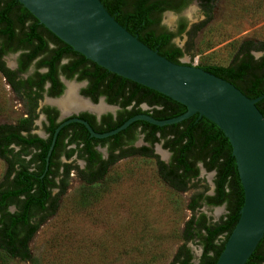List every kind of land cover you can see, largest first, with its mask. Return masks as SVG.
Returning a JSON list of instances; mask_svg holds the SVG:
<instances>
[{"label": "trees", "instance_id": "16d2710c", "mask_svg": "<svg viewBox=\"0 0 264 264\" xmlns=\"http://www.w3.org/2000/svg\"><path fill=\"white\" fill-rule=\"evenodd\" d=\"M114 19L145 45L177 64L184 51L173 43V38L184 32L195 34L198 25L187 30L184 18L177 21L176 29L169 30L161 24L166 11L180 12L196 1L208 16L214 0H100ZM19 51L17 68H7L0 59V73L7 84L25 98L28 108L26 123L0 125V158L7 163L4 178L0 181V263L12 259L32 261L29 241L38 227L56 208L58 197L65 192L72 170L86 185L102 180L118 159L130 155L153 157L159 177L177 190L185 191L199 176V165L207 172H214L213 191L193 194L187 208L191 216L181 231L183 243L177 248L169 264H214L234 228L243 204V188L238 176L231 145L223 132L211 121L197 113L177 123L157 126L144 120H136L125 129L105 138L91 137L83 125L69 123L57 133L53 148L47 156L55 127L45 126L47 138L30 133L37 117V100L44 92L57 96L62 92L58 82L59 72L67 78H89L91 88H104L107 100L117 103L122 111L117 119L104 115L106 122L92 126L96 132H106L122 124L129 117L145 113L158 120L176 117L186 107L146 86L107 71L58 39L18 1L0 0V58ZM261 51L259 57L253 52ZM65 60L64 63H61ZM33 65L34 71L26 78L21 74ZM199 67L232 83L249 98L262 96L256 107L264 116V41L254 44L241 42L227 65H200ZM44 68L43 72L39 69ZM77 74V75H76ZM145 103L148 108L142 109ZM92 125V124H91ZM25 132V134H23ZM68 138L75 148L64 150ZM142 138L143 144L134 143ZM155 144L169 152L167 161L154 153ZM79 145V146H78ZM107 147V157L95 146ZM18 147V149H15ZM76 152L84 160L82 168L72 163L58 161L59 154L70 158ZM56 192L54 193V191ZM203 204H225L226 211L218 220L209 219L204 213L195 214ZM201 246L198 262L187 242ZM147 264V263H130ZM245 264H264V235Z\"/></svg>", "mask_w": 264, "mask_h": 264}, {"label": "rangeland", "instance_id": "374dc122", "mask_svg": "<svg viewBox=\"0 0 264 264\" xmlns=\"http://www.w3.org/2000/svg\"><path fill=\"white\" fill-rule=\"evenodd\" d=\"M180 18L185 19L187 30L198 25L192 36L184 32L173 38L184 51L189 48L180 58L182 63L227 65L241 42L264 41V0H214L208 16L191 2L180 12H164L161 24L174 31ZM261 53L253 52L255 57ZM4 61L12 67L14 57L7 55ZM68 84L76 83L72 80ZM43 103L55 105L48 99L39 105ZM37 112L31 130L43 134L39 109ZM26 115L25 98L13 93L0 73V125L26 123ZM134 145L139 146L138 140ZM153 149L159 159L168 160L156 145ZM100 151L105 156V149ZM62 160L83 165L73 158ZM6 170L7 163L0 158V181ZM213 176L200 166L198 178L185 191H177L159 177L155 158L140 155L118 159L102 182L92 185H86L71 171L55 212L29 241L32 261L16 258L0 264H169L183 243L181 231L191 216L186 205L195 193H212ZM198 213L215 221L225 209L223 205H202L195 211ZM186 245L193 262H198L201 246L193 241Z\"/></svg>", "mask_w": 264, "mask_h": 264}, {"label": "water", "instance_id": "95a60500", "mask_svg": "<svg viewBox=\"0 0 264 264\" xmlns=\"http://www.w3.org/2000/svg\"><path fill=\"white\" fill-rule=\"evenodd\" d=\"M18 1L74 51L107 71L186 107L184 113L164 120L139 113L102 133L94 131L81 118H68L54 129L47 156L59 129L70 122L83 124L90 136L101 139L116 134L136 120L164 126L196 113L205 117L227 137L244 194L238 220L214 264H245L264 235V116L256 107L262 96L249 98L232 83L199 66L177 64L161 56L120 25L100 0ZM141 108L148 106L143 103ZM64 115L61 111L60 118ZM141 144L140 137L138 145ZM155 145L165 159L169 158L167 150L160 144Z\"/></svg>", "mask_w": 264, "mask_h": 264}, {"label": "flooded vegetation", "instance_id": "af4514ba", "mask_svg": "<svg viewBox=\"0 0 264 264\" xmlns=\"http://www.w3.org/2000/svg\"><path fill=\"white\" fill-rule=\"evenodd\" d=\"M193 2H196V1H193ZM19 54H20L19 51L18 52H15V53L5 54V55L1 56L0 59L3 60L5 66L7 68H9L11 70H14V69L17 68V65H18L17 58H18ZM7 55H12V57H14L13 64L11 65L12 67L7 66L6 63H5V61H4V58ZM64 62H65V60H62L61 63H64ZM44 70H45L44 68H40L39 69L40 72H43ZM33 71H34V67H33V65H31L26 72H24V73L21 74V77L22 78H26L29 75H31L33 73ZM57 77H58L59 84L62 85V92H61V94H59L57 96H49L47 94V92H46V89L49 87L50 84L49 83H46L44 85V92L41 93V97L37 100L36 113L38 115L37 109H39V114L42 115V118H41V120H42V131H43L42 133L44 134V136H40V134L34 133V132H32V130H30V133L36 134L40 138H47L48 137V133L45 130V126H49L50 125V119H53V123H58V125H59L60 122L66 120L68 118H72V117H78V118H81V119L87 121L89 123V125L91 126V128H92V126L102 125V124H104L106 122V119L103 118L104 115L110 114L112 116L111 119L112 120H116L117 119V113L120 112V111H122L121 106L118 105L117 103H110V102H108V100H107V97L108 96L103 91L104 88H102V87H100V88L99 87L98 88H91L89 86V78L87 76L85 78H83V79H79L78 80L75 75L73 77H71V78H67L66 75L63 74V72H59V74H58ZM72 80H74L75 83H76V84H74L75 85V95L79 99L88 102V104H89L90 107H82V108H79L77 110H75V109L74 110H70V111H68L66 113H63L62 112L63 114H65V116H64V118H60V113H61L62 110H61V107L59 106V104L56 101L58 99H61L62 98V95L65 94V91H66L65 88H67V84L69 83V81H72ZM8 86H9V88H11L10 85H8ZM11 90H12L13 93H15L12 88H11ZM44 99L51 100L55 105H50V104H47V103H43V105H39V102L40 101H43ZM99 104H103V106L105 107V109H103L102 111H97V110L91 108V107L96 106V105H99ZM26 117H28V115H26ZM70 123H79V122H70ZM79 124H81V123H79ZM81 125H83V124H81ZM84 128H85V126H84ZM60 129H59V131H60ZM100 133H102V132H100ZM23 134H25V132H23ZM56 136H57V134H56ZM68 138L69 137L67 136L66 138L63 139L62 144L63 143H66L65 146H64V148H65L64 150H70V149H73V148L76 147V145L74 143H69L68 142ZM55 139H56V137H55ZM54 143H55V141H54ZM107 147H108V145H105V146H102V147L101 146H98V145L95 146V148L102 154V157L103 158H106L107 157ZM136 147H138V146H136ZM102 148L105 149V156L100 151V149H102ZM15 149H18V147H15ZM64 158L66 160H69V159H72V158L74 159V161L80 160L83 163L82 167L85 164V161L84 160H82V159H80V158L77 157L76 152L70 158H66L64 153L63 154L60 153L59 156H58V161L61 162V163H69V162H66V161L62 160ZM200 166L201 165H199V168H200ZM82 167H80V168H82ZM72 171H74V170H72ZM199 172H200V169H199ZM203 205H205V204H203ZM222 205L224 206V209L226 211L225 204H222Z\"/></svg>", "mask_w": 264, "mask_h": 264}, {"label": "bare ground", "instance_id": "6f19581e", "mask_svg": "<svg viewBox=\"0 0 264 264\" xmlns=\"http://www.w3.org/2000/svg\"><path fill=\"white\" fill-rule=\"evenodd\" d=\"M56 102L61 107V110L63 113H66V112H68L70 110H74V109L77 110V109L82 108V107H90L88 102L79 99L75 95V85L74 84H68L65 96L62 97L61 99H58ZM91 108H93L97 111H102L103 109H105L103 104H99V105L93 106Z\"/></svg>", "mask_w": 264, "mask_h": 264}]
</instances>
